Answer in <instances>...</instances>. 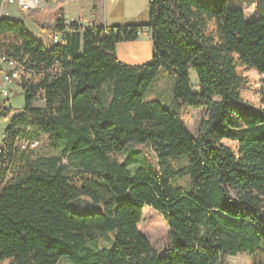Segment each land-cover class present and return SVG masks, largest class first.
Instances as JSON below:
<instances>
[{
	"label": "trees",
	"instance_id": "16d2710c",
	"mask_svg": "<svg viewBox=\"0 0 264 264\" xmlns=\"http://www.w3.org/2000/svg\"><path fill=\"white\" fill-rule=\"evenodd\" d=\"M230 2L150 0L139 25L68 30L60 17L51 29L63 40L51 48L22 21L0 19V51L33 73L0 153V264H222L238 254L264 264V79L260 106L242 95L248 71L264 77V7L248 20ZM146 29L152 61L121 62L117 44ZM162 71L175 75L176 110L147 99ZM184 108L204 110L196 135ZM40 135L56 154L20 147ZM131 142L148 144L158 167L129 170L116 155ZM82 196L101 210H70ZM147 206L169 228L164 254L139 229Z\"/></svg>",
	"mask_w": 264,
	"mask_h": 264
},
{
	"label": "rangeland",
	"instance_id": "374dc122",
	"mask_svg": "<svg viewBox=\"0 0 264 264\" xmlns=\"http://www.w3.org/2000/svg\"><path fill=\"white\" fill-rule=\"evenodd\" d=\"M59 5L56 9H46L47 3L40 9L31 11L19 10L17 6H8L9 17L11 19L22 21L28 30V32L34 36L43 45L51 48L54 45L53 38L58 36L51 29V25L57 18L62 16L63 1L58 0ZM231 7H241L247 12V19L254 20L256 15L260 12V9L264 7V0H231ZM45 8V9H44ZM192 84L195 92H199L197 75L193 69ZM249 77V84L243 91V98L251 104L260 106L259 87L264 79L256 70H250L246 73ZM196 77V78H195ZM175 83V75L173 72H160L157 77L151 83L150 89L147 93V99L158 100L163 106L170 110H176L178 105L173 97V87ZM36 107L44 106V102L38 100L34 102ZM0 106H3L7 110H11L7 117L0 118V126L7 127L10 124L11 119L24 108V94L21 86H14L8 100L3 103L0 97ZM184 119L193 134H197L199 124L204 116L203 109L184 108ZM39 143L34 142L35 146L33 151L36 154L41 155H53L57 153V150L53 148L51 141L44 135H40L36 138ZM38 145V146H37ZM117 158L122 161L129 170L133 171L137 167H147L156 169L158 167L157 159L154 151L148 144L131 142L126 148L118 153ZM184 158H176L173 160L175 166L180 167L186 165L187 161ZM185 180H176V185H186ZM69 208L72 211L77 212H95L102 208V204L94 203L87 196L72 199L69 202ZM139 229L143 235L150 241L152 246L160 253L164 254L166 247L169 243V228L167 223L158 211L145 207L143 220L139 224ZM113 233H110L109 238H102L100 240V246H110ZM59 264H71L70 260L63 257ZM222 264H251L250 259L246 254H238L236 256L228 255Z\"/></svg>",
	"mask_w": 264,
	"mask_h": 264
},
{
	"label": "crops",
	"instance_id": "0c3cea01",
	"mask_svg": "<svg viewBox=\"0 0 264 264\" xmlns=\"http://www.w3.org/2000/svg\"><path fill=\"white\" fill-rule=\"evenodd\" d=\"M62 1L61 17H63L65 23L69 25L68 30L72 24L81 26L96 24L109 27L133 24L139 25L146 23L149 15L150 0ZM58 5V0H49L45 8L56 9ZM258 15L259 13L256 17ZM116 50L119 60L125 64H148L152 61L153 56L152 35L150 31L146 29L137 40L118 43ZM192 78L191 73V80Z\"/></svg>",
	"mask_w": 264,
	"mask_h": 264
},
{
	"label": "built area",
	"instance_id": "2783aa9c",
	"mask_svg": "<svg viewBox=\"0 0 264 264\" xmlns=\"http://www.w3.org/2000/svg\"><path fill=\"white\" fill-rule=\"evenodd\" d=\"M47 0H4L3 8H0V15H5V13H9L8 6L15 5L19 10L31 11L38 8H42L41 6L46 4ZM140 33V32H139ZM63 34L55 36L53 38V42H61ZM6 65H13V72H18V75H24L31 79L33 77V73L29 71L25 62L21 63L18 60H9L8 54L4 51H0V97L3 100V103L8 100L11 95L12 88L14 86H21L23 84H18L15 82V79H11V72H6ZM3 107V106H1ZM1 112V111H0ZM0 113V118H1ZM7 128L0 126V153L2 152L3 144L7 139ZM31 141L27 137L21 139V148H24L25 145L31 144Z\"/></svg>",
	"mask_w": 264,
	"mask_h": 264
},
{
	"label": "bare ground",
	"instance_id": "6f19581e",
	"mask_svg": "<svg viewBox=\"0 0 264 264\" xmlns=\"http://www.w3.org/2000/svg\"><path fill=\"white\" fill-rule=\"evenodd\" d=\"M48 1L49 0H47L46 3ZM3 6H4V0H0V8H3ZM41 7H44V5ZM38 9H40V8H38ZM3 17H9V13H5V15H0V19ZM8 59L13 60L9 56H8ZM6 72H11V79H15V82H18V84H20L22 79L25 77L24 75H18V72H13V65H6ZM28 145L29 144L25 145L24 148H26Z\"/></svg>",
	"mask_w": 264,
	"mask_h": 264
}]
</instances>
